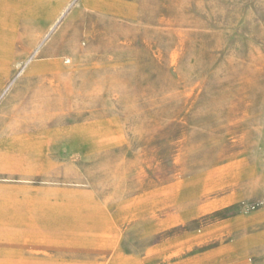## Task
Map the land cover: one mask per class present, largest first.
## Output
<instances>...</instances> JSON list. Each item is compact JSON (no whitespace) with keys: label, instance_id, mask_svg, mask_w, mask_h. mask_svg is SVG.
<instances>
[{"label":"rangeland","instance_id":"1","mask_svg":"<svg viewBox=\"0 0 264 264\" xmlns=\"http://www.w3.org/2000/svg\"><path fill=\"white\" fill-rule=\"evenodd\" d=\"M263 199L264 0H0V264H264Z\"/></svg>","mask_w":264,"mask_h":264},{"label":"crops","instance_id":"2","mask_svg":"<svg viewBox=\"0 0 264 264\" xmlns=\"http://www.w3.org/2000/svg\"><path fill=\"white\" fill-rule=\"evenodd\" d=\"M41 228L43 229L44 227L34 226V229H35L34 232H36V231L39 232ZM52 248H53V247H52ZM54 249H57V248L55 247Z\"/></svg>","mask_w":264,"mask_h":264},{"label":"built area","instance_id":"3","mask_svg":"<svg viewBox=\"0 0 264 264\" xmlns=\"http://www.w3.org/2000/svg\"><path fill=\"white\" fill-rule=\"evenodd\" d=\"M263 201H264V199H263Z\"/></svg>","mask_w":264,"mask_h":264}]
</instances>
